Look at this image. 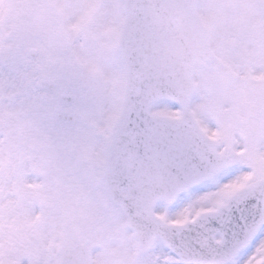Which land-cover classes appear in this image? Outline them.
Instances as JSON below:
<instances>
[{"label":"snow or ice","instance_id":"obj_1","mask_svg":"<svg viewBox=\"0 0 264 264\" xmlns=\"http://www.w3.org/2000/svg\"><path fill=\"white\" fill-rule=\"evenodd\" d=\"M0 264H264V0H0Z\"/></svg>","mask_w":264,"mask_h":264}]
</instances>
